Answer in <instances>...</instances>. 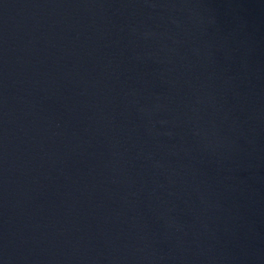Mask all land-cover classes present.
Here are the masks:
<instances>
[{"label":"water","instance_id":"95a60500","mask_svg":"<svg viewBox=\"0 0 264 264\" xmlns=\"http://www.w3.org/2000/svg\"><path fill=\"white\" fill-rule=\"evenodd\" d=\"M0 264H264V0H0Z\"/></svg>","mask_w":264,"mask_h":264}]
</instances>
